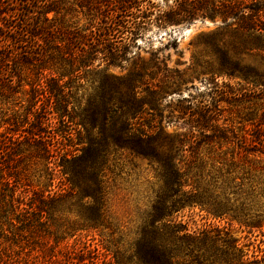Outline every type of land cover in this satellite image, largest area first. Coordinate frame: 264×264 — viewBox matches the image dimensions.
<instances>
[{
	"label": "rangeland",
	"instance_id": "obj_1",
	"mask_svg": "<svg viewBox=\"0 0 264 264\" xmlns=\"http://www.w3.org/2000/svg\"><path fill=\"white\" fill-rule=\"evenodd\" d=\"M152 1L163 12L178 8L176 0ZM233 1L238 0H205L204 7ZM243 1L250 5L260 0ZM48 16L53 20L48 25L53 30L81 32L102 17L75 5L68 13L52 12ZM247 36L231 19L224 23L219 16L204 18L200 13L190 22L152 26L137 40L129 64L106 68V63L98 61L87 74L81 73L79 80L66 63H61L52 46H48L42 65L21 60L9 65L6 74L13 77L14 85L9 89L0 83V264H71L72 260L89 264L91 257L97 264H135L128 250L161 187L148 161L126 155L113 157L105 173L106 209L113 225L93 230L81 217L78 194L39 212L41 197L48 200L49 194L60 193L62 176L54 175L53 163L42 147L31 141L30 133H37L32 126L36 123L35 111L42 112L43 106L53 108L44 97H37L33 88L51 76L64 77L63 82L70 83L73 90L65 91L73 95L69 111H75L67 118L69 124L64 125L71 137L68 148L81 153L98 136L86 110L101 94L105 76L125 78L134 64L140 71L142 62L149 70L143 82L137 80L140 96L160 85L172 86L161 104L165 116L173 113L178 117L182 105L205 108L217 115V121L210 125L221 128L229 141L215 140L201 147L205 172L220 187L232 188L238 201H245L244 219L253 227L208 218L198 209H187L178 221L187 224L191 232L208 226L228 230L250 262L264 264V56L248 52L244 46L249 42ZM175 41L178 53L166 49ZM152 54H158L157 64L150 61ZM166 64L169 75L164 72ZM156 72L158 76L153 78L151 74ZM121 91L128 89L122 86ZM41 115L52 133L42 137L66 139L58 114ZM186 128L184 120L175 119L166 133L184 132ZM57 172L61 174L60 168ZM237 206L240 208V203Z\"/></svg>",
	"mask_w": 264,
	"mask_h": 264
},
{
	"label": "trees",
	"instance_id": "obj_2",
	"mask_svg": "<svg viewBox=\"0 0 264 264\" xmlns=\"http://www.w3.org/2000/svg\"><path fill=\"white\" fill-rule=\"evenodd\" d=\"M176 1L177 9L163 12L152 0H0V83L11 89L13 77L6 74V68L20 60L42 65L48 56V46L54 48L61 63L67 64L77 80L98 61L106 63V68H123L129 64L137 40L152 26L190 22L200 13L204 18L219 16L224 23L230 19L237 23L238 29L248 35L249 42L244 45L248 52L264 56V1L247 5L238 0L220 7L216 4L204 7L205 0ZM112 4L116 5L108 10ZM73 5L86 8L89 13L96 11L102 17L82 32L53 30L48 26L53 21L48 16L50 13H68ZM166 49L178 53L177 42ZM157 56L152 54L150 61L157 64ZM224 58L230 60L227 56ZM133 67L125 78L105 76L101 94L91 100L86 110L89 122L99 131L98 136L81 153L69 150L70 132L64 126L75 112L69 111L72 93H65L73 91L72 85L64 83V77L51 76L33 88L37 97H44L53 108L43 106L42 112L35 111L36 123L32 126L37 133H30L31 141L41 146L49 157L54 175L62 176L60 193L49 194L48 200L41 197L37 205L39 212L49 211L52 203L73 199L78 194L86 227L93 230L112 227L106 209V170L117 155L140 158L148 161L161 187L128 250L135 264H257V260L250 262L246 258L239 241L233 239L228 230L208 226L191 232L187 224L177 219L187 209H198L208 218L253 227L244 219L245 201H238L232 188L220 187L205 172L201 147L215 140L229 141L221 128L210 125L217 121V115L205 108L196 110L182 105L178 117L173 113L165 116L161 104L172 86L160 85L157 90L140 96L137 80L143 82L149 69L143 62L140 71L135 64ZM158 72L151 76L157 78ZM164 72L171 73L167 64ZM122 86L128 91H121ZM46 113L58 114L60 131L66 139L42 137L52 134L43 122L41 114ZM175 119L184 120L189 128L167 134ZM94 260L91 257L89 264H97ZM71 264L77 263L72 260Z\"/></svg>",
	"mask_w": 264,
	"mask_h": 264
}]
</instances>
